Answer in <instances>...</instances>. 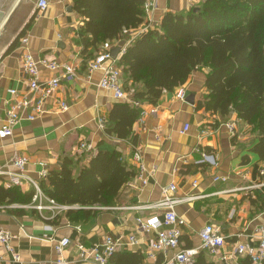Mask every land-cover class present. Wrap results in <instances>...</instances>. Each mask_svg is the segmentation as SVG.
I'll return each instance as SVG.
<instances>
[{"label": "crops", "instance_id": "0c3cea01", "mask_svg": "<svg viewBox=\"0 0 264 264\" xmlns=\"http://www.w3.org/2000/svg\"><path fill=\"white\" fill-rule=\"evenodd\" d=\"M35 3L36 0L22 2L16 13L19 27L0 51V127L4 124L10 98L7 90L26 91V76L21 68L26 50L35 59L48 57L60 64L73 65L75 77L71 81L61 80L57 91L45 100L40 116L33 121H20L13 127L11 136L0 139V167L15 154L25 155L29 158L26 173L39 180L41 162L48 172L57 171L63 157L69 156L73 159L76 175L91 157L88 153H75L77 144L87 141L96 150L119 152L126 165L137 171V176L123 186L115 206L100 209L88 219L76 222L68 220L67 210L39 213L28 207L33 195L26 204H0V229L11 234L13 250H0V264H52L57 254L49 237L70 240L63 253L66 260L74 264H94L80 261L76 246L91 247L99 244L104 236H112L120 243L107 264H136L138 256L139 264H162L174 251L157 253L155 259H147L146 251L156 235L153 231H143L136 223L137 218L153 215L162 219V211L134 207L159 200L161 188L171 183L177 186L178 198L194 197L175 207L183 221L178 227L180 248L199 246L198 233L210 223L225 238L222 250L225 258L203 252L206 260L214 264H249L246 258L235 256L233 248L236 242L253 241L255 229L264 224V175L260 173L264 171V161L252 151L258 141L256 132L236 119L233 112L220 116L195 109L197 101L206 94L204 84L209 69L195 70L184 85L187 95L195 94L193 106L178 100L176 89L163 91L156 105L135 102L131 83L125 84L122 76L125 89L128 87L126 90L131 93L127 101L138 108L139 115L127 139L107 135L97 122L103 118L107 124V115L117 101L97 86L102 71L89 74L85 67L104 42L96 51L83 47L80 43L83 36L79 32L83 18L73 9L71 0H48L43 12L36 10ZM201 3L202 0H157L149 26L159 28L166 13L185 15L198 9ZM146 22L144 19L137 28L124 29L118 38L107 42L113 48H121L133 36L143 35ZM23 38L27 40L25 47L21 43ZM120 57L118 55L117 61ZM40 73L42 81L52 76L44 68H40ZM59 101L68 104L66 111L59 109ZM231 121L235 123L234 133L225 126ZM186 126L187 130L183 131ZM205 130L208 132L202 136ZM133 147L141 151L146 169L154 168L145 185L141 184L138 167L132 159ZM202 153L210 155L215 164L199 163ZM214 177L225 180L214 181ZM194 181L196 186L192 184ZM7 182V177H0V184L6 188ZM16 188L34 194L29 185ZM130 236H134V244L130 243Z\"/></svg>", "mask_w": 264, "mask_h": 264}, {"label": "trees", "instance_id": "16d2710c", "mask_svg": "<svg viewBox=\"0 0 264 264\" xmlns=\"http://www.w3.org/2000/svg\"><path fill=\"white\" fill-rule=\"evenodd\" d=\"M71 1L83 18L79 32L85 49L96 51L144 21L142 0ZM118 67L125 84L131 83L133 100L150 105L157 104L163 91L184 86L195 70L208 68L206 94L195 109L220 116L233 112L256 132L252 151L264 161V0H202L185 15L166 13L159 28H148L127 46ZM138 115L128 101L115 102L105 133L127 139ZM73 165L71 157H63L59 169L40 182L48 198L76 207L66 211L71 222L115 206L123 186L137 176L114 149L96 150L76 175ZM32 195L0 184V204H26ZM192 264L214 263L201 252Z\"/></svg>", "mask_w": 264, "mask_h": 264}, {"label": "built area", "instance_id": "2783aa9c", "mask_svg": "<svg viewBox=\"0 0 264 264\" xmlns=\"http://www.w3.org/2000/svg\"><path fill=\"white\" fill-rule=\"evenodd\" d=\"M48 0H36L35 8L38 12H43L47 9ZM157 0H142V9L144 19L147 20V26L144 31L152 23V14L156 10ZM139 35V34H138ZM133 36L124 44L118 53L122 55L127 46L137 39L139 36ZM24 47L27 40H21ZM113 45L110 42H104L97 54L86 62L87 73L95 71H102V76L97 83V86L102 90L108 92L111 97L117 101H127L131 93L125 89L122 79L121 70L117 64V57L113 59L110 55V50ZM22 72L26 76V91L23 93L18 92L16 89H8L10 95L8 100V108L5 111L4 124L0 127V139H4L12 135V130L22 120L33 121L44 112L45 100L54 94L60 86L61 80L71 81L75 77V67L71 64H60L53 58L43 57L35 59L27 50L24 52L21 61ZM40 68L46 69L52 75L48 80L42 81ZM186 90L184 86L176 88L175 97L184 101L186 98ZM59 109L63 112L68 109V104L64 101L58 102ZM155 113V109L151 110ZM98 127L104 130L106 127V120L103 118L98 119ZM225 126L231 133L235 131V123L233 121L227 122ZM188 126L184 128L186 131ZM208 131H202L203 136ZM77 154L88 153L93 156L96 149L91 142L81 141L77 144ZM132 159L138 167L139 178L142 185L147 183V178L152 176L154 168L146 169L142 162L141 151L133 147ZM199 163L215 164V161L210 155L205 153L201 154ZM29 164V158L25 155L15 154L12 158L2 167H0V177L5 176L8 178V187H20L23 184L29 185L33 190L32 204L28 207L34 208L39 213L43 211H51L53 213L61 210L73 209L76 207L59 205L54 200L48 198L40 187V182L46 180L48 169L44 163H40L42 167L38 172L39 180L31 178L25 171L26 165ZM264 175V171L260 172ZM214 181H224V178L214 177ZM193 186H196L194 181ZM176 184H169L161 188L160 199L153 202L134 207L138 210H161L162 219L157 215L150 216L146 219L137 218L136 223L145 232H155V238L149 245L146 251L147 259H155L157 253H166L174 251V254L168 259L164 260L162 264H192L196 257L201 252H207L211 256L222 257V250L225 246V238L220 231L212 224H206L198 233L200 244L197 247L180 248V232L178 227L183 224V221L178 217L175 212L177 204L185 200H191L194 197L178 198L176 196ZM166 227V228H165ZM11 234L5 230L0 229V250L3 248L8 252H13L10 241ZM253 241L236 242L233 248V254L237 257L246 258L249 264H264V224L255 229ZM49 241L53 243V249L57 254V258L52 264H74L66 260L63 256L64 250L70 245V240L67 237L54 239L49 237ZM130 243L136 242L134 236H130ZM119 241L115 240L112 236H104L99 244L91 247H84L78 244L76 246L78 252V259L80 261H91L94 264H107L108 260L113 256L119 248ZM18 259V256H14ZM2 255L0 252V260Z\"/></svg>", "mask_w": 264, "mask_h": 264}, {"label": "rangeland", "instance_id": "374dc122", "mask_svg": "<svg viewBox=\"0 0 264 264\" xmlns=\"http://www.w3.org/2000/svg\"><path fill=\"white\" fill-rule=\"evenodd\" d=\"M23 1L0 0V51L8 44L19 27L17 25L20 20L16 13Z\"/></svg>", "mask_w": 264, "mask_h": 264}, {"label": "water", "instance_id": "95a60500", "mask_svg": "<svg viewBox=\"0 0 264 264\" xmlns=\"http://www.w3.org/2000/svg\"><path fill=\"white\" fill-rule=\"evenodd\" d=\"M68 11H71V8H67ZM197 9H194V11H196ZM120 51V47L116 46L114 48H112L110 50V55L113 59H115L117 57V54ZM185 102L191 106H193L195 104V94L194 93H190L187 95V97L185 98Z\"/></svg>", "mask_w": 264, "mask_h": 264}]
</instances>
